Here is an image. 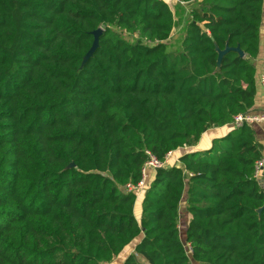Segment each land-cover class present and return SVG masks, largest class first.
<instances>
[{"label":"trees","instance_id":"obj_1","mask_svg":"<svg viewBox=\"0 0 264 264\" xmlns=\"http://www.w3.org/2000/svg\"><path fill=\"white\" fill-rule=\"evenodd\" d=\"M177 1L0 0V264H264L252 126L123 190L254 105L264 0Z\"/></svg>","mask_w":264,"mask_h":264},{"label":"crops","instance_id":"obj_2","mask_svg":"<svg viewBox=\"0 0 264 264\" xmlns=\"http://www.w3.org/2000/svg\"><path fill=\"white\" fill-rule=\"evenodd\" d=\"M165 3H167L169 5V7L173 10V8L176 6V3H178L177 0H163ZM181 4V3H180ZM263 9H264V2H263ZM259 37H260V43H259V53H258V57L256 60V67H257V75H256V95H255V99H254V105L253 107L250 109L249 112L253 113V114H264V92L260 87L259 84V75H260V71H261V58L262 56H264V11H263V17H262V24L260 27V33H259ZM176 37V35H175ZM177 38V37H176ZM254 132H255V138L257 140V142L262 146L263 151V157H264V123L259 124V125H254L252 126ZM233 130V128L229 125H226L224 127H217V128H210L208 129L200 138V140L198 141V143L192 147H187L184 149H178L174 152H172V158L170 161V164L173 167H182L181 162L179 161V159L181 158V156L185 155V154H190V153H204L205 151L209 150L212 145L213 142L215 140L221 139L224 136H226L228 133H230ZM155 176V171H148V175H147V185H149ZM142 195L139 198H136L135 204H134V216L137 220L140 219L141 217V202L143 199ZM183 213V217L180 218V214ZM178 227H180L179 229L181 230V233L183 235V238L185 236V230L188 226V223L190 221V215L188 213H186V202L183 199V201L180 204V210H179V219H178ZM180 225V226H179ZM180 230H179V235H180ZM180 239H182L180 237ZM138 242V240H136L135 242L131 243L130 245H128L127 247H125L123 249V251L117 256L115 257L110 263L107 264H123L125 259L131 255L134 254V248L136 243ZM143 262V261H142Z\"/></svg>","mask_w":264,"mask_h":264},{"label":"built area","instance_id":"obj_3","mask_svg":"<svg viewBox=\"0 0 264 264\" xmlns=\"http://www.w3.org/2000/svg\"><path fill=\"white\" fill-rule=\"evenodd\" d=\"M259 84L261 89L264 92V56L261 58V71L259 75ZM264 123V114H253L251 112H246L244 114H238L233 117V120L230 124V126L234 129L241 127L242 125H259ZM187 148L183 147L182 149ZM146 156L148 157L147 161L144 163L142 169H141V180L133 185V184H126L123 187V190L125 193H131L136 196V198L141 197L145 194L148 185H147V175L148 171H156L158 169H162L165 167H171L170 164L171 158H172V152H169L165 159L163 161L157 160L150 152H145ZM264 174V158L259 159L256 161L254 166V179L258 181L260 184H262ZM187 254H191V249L189 245H187Z\"/></svg>","mask_w":264,"mask_h":264},{"label":"water","instance_id":"obj_4","mask_svg":"<svg viewBox=\"0 0 264 264\" xmlns=\"http://www.w3.org/2000/svg\"><path fill=\"white\" fill-rule=\"evenodd\" d=\"M102 31H103V30H102L101 28H98L97 30H95L94 32H92V35H93V37H94V41H93V44H92L91 49L89 50V52L87 53V55H86V57H85L84 62H85L88 58H90V57L92 56V54L94 53V51L96 50V48H97V46H98V38H99V36L102 34ZM229 50H231V49L226 48L224 51H220V52H219V57H218V60H217V65H218V66H219L220 63H221V58H222V56H223L225 53H227ZM234 51L237 52L241 58L244 57V53H243L239 48L234 49ZM72 166H73V165L71 164L69 167H72ZM262 209H264V205H263V207L261 208V210H262ZM261 210H260V211H261ZM260 211H259V212H260Z\"/></svg>","mask_w":264,"mask_h":264},{"label":"rangeland","instance_id":"obj_5","mask_svg":"<svg viewBox=\"0 0 264 264\" xmlns=\"http://www.w3.org/2000/svg\"><path fill=\"white\" fill-rule=\"evenodd\" d=\"M182 30H180V31H174L173 32V34H172V39H174L175 40V35L176 36H181L179 33L181 32ZM127 39H129V37L127 38ZM174 40H172V41H170L169 43H171L170 45H172V44H174ZM171 51H172V49H170ZM168 51H169V48H168ZM173 165V164H172ZM174 166V165H173ZM173 166H171V167H173ZM186 213H187V211H186ZM183 217V213L182 214H180V218H182ZM180 226V225H179ZM180 227H178V229H179ZM180 230V229H179ZM179 237H181L182 239V243H183V246H184V248L187 250V244L184 242V240H183V235H182V233H181V230H180V235H179ZM192 264H194V263H192Z\"/></svg>","mask_w":264,"mask_h":264}]
</instances>
